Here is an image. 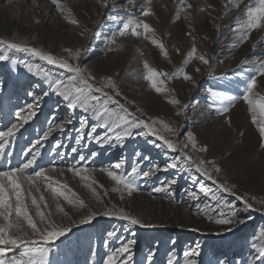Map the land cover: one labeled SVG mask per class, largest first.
<instances>
[{"label":"rangeland","instance_id":"374dc122","mask_svg":"<svg viewBox=\"0 0 264 264\" xmlns=\"http://www.w3.org/2000/svg\"><path fill=\"white\" fill-rule=\"evenodd\" d=\"M59 3L64 11L51 0H0V39L24 42L61 56L74 65L86 66L96 76L94 86L103 87L109 94H113V89L106 87L102 78L111 76L121 93L116 99L130 113L142 119L164 121L176 129L175 133H169L163 125L157 124L166 138L179 145L181 141L187 142L186 132L192 131L197 146L194 149L188 144L184 151L195 161L203 160L206 164L215 161L221 171L213 172L212 181L226 183L229 187L235 185L236 196H247L253 209L241 213L243 217H251L246 224L234 232L216 235L223 230V226L214 222L217 218L214 210L218 205L225 201L238 207L241 205L236 196L214 189L195 168L186 166L160 170L147 179L137 177L139 187L130 195L127 191H113L118 186L107 171L116 170L114 163H122L119 171L124 173L136 163L140 164L141 171L150 166L163 169L178 153L154 147L151 139L155 138H128L123 147L117 143L97 144L87 133L92 126H97L96 134L102 136L105 129L100 128V122L90 114H87L88 125L78 137L80 117L86 114L80 109H68L64 102L50 95L40 107L38 116L21 128L6 146V152L13 153L11 164L19 166L22 153L32 148L52 125V135L41 145L42 158L28 173L43 167L45 175L56 185H67L71 190L68 194L75 193L74 199L83 201V206L68 203L64 197L54 194L45 181H38L32 188V195L40 204L39 210L31 205V197L26 202L29 214L38 226H66L71 221L77 225L50 245H41L50 247V264H103L106 254L119 246L118 239L105 243L106 230H115L118 237L136 240L135 264H148L146 257L153 249L154 264H166L170 255L174 264H183V253L197 242L200 244V255L195 257L198 264H214L217 258L246 264L247 259L256 254L251 244L255 242L260 246L264 243L256 239L259 231L264 229V211L254 210L264 209V149L259 147L258 128L251 121L246 103L237 99L228 113H217L208 105L215 101L216 107L226 106L227 99L212 97L207 89L239 96L244 82L254 74L253 69L264 61V24L250 31L243 42L239 31L240 25L247 20V8L259 7V0H184L183 4L181 0H108L107 6L104 0H59ZM144 9L148 10V15L143 14ZM72 19L78 23H71ZM129 20L133 21V26L147 23L151 31L144 33L141 27L139 36L132 35L131 29L121 34L119 29ZM193 47L196 51L189 58L187 54ZM84 49L88 50L86 55ZM77 50L82 53L79 59L70 55ZM4 51L5 48L0 46V54ZM7 51L10 61L17 62L18 66L12 71L10 62H0V80L6 81L3 102H0V130H6L5 125L17 123L14 109L32 102L28 91L39 93L47 89L45 78L29 73L24 63L38 64L54 79L60 78L61 71L65 73L64 79L70 75L30 54ZM201 55L209 60L207 65L199 60ZM145 63L157 72L161 92H156L152 82L146 79ZM197 68L200 70L195 71ZM186 74L193 79L185 80ZM254 93L256 98L264 96V77H257ZM173 100H179L180 104L172 103ZM58 103L61 106L53 122L51 114ZM185 104L189 107L182 111ZM109 108L114 109L116 105L109 104ZM70 112L74 113L73 123L63 132L55 129V124L67 120ZM78 138L81 143H77ZM56 140L62 141L57 151L64 154L63 159L51 152ZM158 143L162 144V141ZM204 145L208 150L200 152L199 148ZM73 147L78 149L76 153L71 151ZM92 152L99 154L94 160L82 162V166L87 165L84 172L77 175L69 170L80 154L90 157ZM145 156L150 160H144ZM0 163L5 166L0 170H6L8 162L0 157ZM161 181L172 184L171 193L153 191L161 186ZM37 187L39 191H36ZM189 192H196L198 199H192ZM41 195L44 196L42 202ZM57 204L63 211L57 209ZM106 208L123 209L143 224L152 226L127 225L124 221L103 216H98L91 224L79 225V220L89 211ZM38 211L48 217L46 223H41ZM125 227L129 232L124 231ZM21 232H27L26 239H39L27 228L26 222H22L20 231L13 230L15 235ZM173 240L175 245L171 243ZM22 252L18 249L9 253L6 259L14 264H28V257ZM258 264H264V261Z\"/></svg>","mask_w":264,"mask_h":264},{"label":"snow or ice","instance_id":"6c2138e0","mask_svg":"<svg viewBox=\"0 0 264 264\" xmlns=\"http://www.w3.org/2000/svg\"><path fill=\"white\" fill-rule=\"evenodd\" d=\"M52 4L55 5L61 11H64L63 6L59 3V0H51ZM184 0H181V4ZM105 6L108 5V0H104ZM191 7V5H189ZM144 15H148L147 9L142 10ZM109 19H114L109 16ZM39 22V21H37ZM71 23L77 24L78 21L75 19L71 20ZM264 24V0H259V7L247 8V20L244 24L240 25L239 31L241 36V42L248 39V33L253 29L260 28ZM143 28L144 33L151 31L150 26L147 23H135L133 26V21L129 20L123 23L120 33L123 34L125 30L131 29V33L134 36L141 35L138 30ZM83 34V33H82ZM154 44L157 43L156 40L152 41ZM0 46L5 48L3 54H0V62H10L11 70L15 71L17 68V62L10 61V56L8 54L9 49L16 50L17 52L27 53L33 57H37L40 61L46 62L48 65L55 66L59 70H66L70 75L67 79H64L65 73L61 71L60 78H52L48 72L43 71V69L37 64L24 63V67L27 71L33 75H42L45 78V83L47 84V89L42 90L37 93L35 90H30L27 95L32 98L31 103H27L24 106H17L14 109V117L17 123H11V126L5 125L6 130H0V157L4 158L8 162L6 170H0V264H14L13 261L6 259L9 253H13L18 249H22V254L28 257V264H50L48 259L50 247H45L41 245H50L51 242H55L60 237L65 236L67 233L71 232L72 228L76 225L75 221H71L68 225L56 226L51 225L50 227H40L33 220L32 216L29 214V205L26 202L28 197H31V205L36 206L39 210L40 204L38 203L35 196L32 195V188L37 184L38 181H45L47 187L51 191L58 195L64 197L65 200L70 204L79 203L83 206V201L74 199L75 193L69 195L71 192L67 188V185H56V182L52 178L45 175V169L40 167L38 171L33 170L31 174L28 173L29 169H34L37 165L39 159L42 158V148L41 145L46 141L53 132V126L49 125V129L43 132L40 139H37L27 152H23V160L20 162L19 166H14L11 164V158L13 153L6 152V146L10 145L12 139L16 137L17 132L28 125L29 122L33 121L40 112V107L47 97L50 95H55L58 100L64 102V105L68 109H80L86 115L80 117V126L77 130V135L79 137L80 133L84 132L85 127L88 125V116L90 114L96 121L100 122L99 127L105 129L104 135H97V126H92L91 130L87 133L89 139L93 140L97 144L101 145H112L113 143L119 144L123 147L124 143L128 138L135 139L140 138H155L151 139V143L157 148H166L172 150V152L178 153L173 160L166 164L163 169L159 166H150L148 170L141 171L140 164H134L127 173L119 171L122 169L123 164L120 162L114 163L113 167L115 171H107V175L115 181L118 186L113 191H127L130 195L134 190H137L139 185L137 183V177L142 179L150 178L160 170L168 171L169 169H176L178 167L186 166L188 169L195 168V171L201 176L206 177L207 180H214L213 172H220L221 168L216 165L215 161H195L192 157L184 151L191 144L192 148H196L197 140L192 131L186 132L187 142L181 141L179 145L176 141L166 138L162 134L161 128L157 124L163 125V129L169 133H175V128H170L168 124L164 121H157L152 118L142 119L138 116H134L128 111L123 103L120 102L116 97L120 96L121 93L116 82L111 76L103 77L102 79L106 81L105 86L113 89V94H109L104 91L103 87H95L93 81H95L96 76L92 71L88 70L86 66L74 65L69 63L65 58L61 56H56L50 52L44 51L38 47H32L24 42H11L8 39H0ZM159 47L161 51L164 50L163 45L160 44ZM65 51H69L65 49ZM195 47L188 52V57L191 58L195 53ZM88 52L84 49V54ZM76 59H79L82 55L81 51L77 50L74 53H70ZM199 60L207 65L209 60L201 55ZM187 63V61H185ZM23 63V62H21ZM144 67L147 69L146 79L152 82V87L156 92H161L163 89L159 85L158 74L153 69L149 68L147 63ZM197 68L195 71H199ZM254 74L244 82L242 93L237 95L228 96L225 92L215 91L212 88H208L207 91L215 98H226L227 105L222 107H216L215 101L209 104L208 107L212 108L217 113H228L230 106L237 99H241L248 106V111L251 113V121L258 128V133L260 137L259 147L264 149V96L256 98L254 93V87L257 84V77H264V61H261L257 67L253 69ZM171 79V77H169ZM185 80H192L190 75L184 76ZM194 82V81H193ZM6 87V81L0 80V102H3V92ZM35 87H40L36 85ZM95 93V94H94ZM99 94V95H96ZM172 103L180 104L179 100H173ZM109 104L116 105V108H109ZM60 104H56L53 108L51 119L53 122L56 119L55 113L59 110ZM189 105H183L182 111L187 109ZM259 113V114H257ZM68 119L62 120L60 123L55 124V129L63 132L67 125L73 123L74 113H68ZM158 141H162L158 143ZM77 143H81V139H77ZM62 144L61 140H56L54 147L51 152L61 159H63V153L58 152L57 149L60 148ZM207 145L201 146L199 148L200 152H206ZM76 153L78 149L73 147L71 150ZM99 153L92 152L90 157H86L80 154L78 160L75 164L69 166V170L73 173L80 175L85 171L87 165L82 166V162L85 160H94ZM30 156V158H28ZM144 160H150V157H143ZM182 161V163H181ZM207 165H211L208 167ZM4 164L0 163V169H4ZM82 179H88L87 176H81ZM174 183V181H173ZM27 185V187H25ZM56 185V186H54ZM122 186V187H119ZM219 187L225 193H231L236 196L234 191L235 185L229 187L226 183H219ZM39 191V188H36ZM154 192H169L172 191V184L167 181H161V186L155 187ZM174 195V193H173ZM188 195L192 199H198L196 192H189ZM255 199V197H252ZM212 200H216V196H212ZM236 200L240 203V207L231 202L225 201L223 205H218L217 209L214 210V215L217 216L215 223L217 225L223 226V230L216 233V235H223L225 233H231L237 230L241 225H244L251 219L250 216L243 217L241 213L246 212L249 209H253V204L249 202V198L244 195L236 196ZM40 201H44V196H40ZM57 209L63 211L57 204ZM256 211H264V209H254ZM40 216L41 223H46L48 217L43 213H37ZM98 216H103L109 219H116L126 222L127 225L132 226H144L151 227L152 225L143 224V222L136 216L125 212L123 209L116 208H106L103 211H89L86 215L79 220V225L91 224ZM22 222H26L27 228L31 230V233L38 236L39 239L32 240L26 239L27 232H21L20 235L13 234V230L20 231ZM125 232H129L127 227L124 228ZM134 236V233H131ZM118 239L119 246L110 250L105 258L103 259V264H135L134 247L136 245V240L126 239L124 237H118L115 230L105 231V243ZM260 241L264 242V229L259 231L258 237ZM175 245V241L171 242ZM253 249H256V254L250 256L247 259L246 264H258L260 261H264V243L258 246L255 242L251 244ZM200 244L197 242L194 247L189 251L183 253L184 261L183 264H198L197 259L200 255ZM155 250H150L149 255L146 257L148 264H154ZM166 264H174L173 256H168L166 259ZM214 264H236L235 261H230L226 258H217Z\"/></svg>","mask_w":264,"mask_h":264},{"label":"bare ground","instance_id":"6f19581e","mask_svg":"<svg viewBox=\"0 0 264 264\" xmlns=\"http://www.w3.org/2000/svg\"><path fill=\"white\" fill-rule=\"evenodd\" d=\"M108 22V21H107ZM101 25V24H100ZM107 29V28H106ZM20 31H22V27H20ZM220 103V102H219ZM205 181H207L208 183L212 184L213 188L218 190V191H222V189L219 187V182L217 181H212V180H207L206 177H202Z\"/></svg>","mask_w":264,"mask_h":264}]
</instances>
